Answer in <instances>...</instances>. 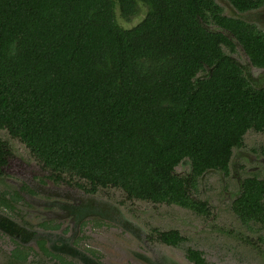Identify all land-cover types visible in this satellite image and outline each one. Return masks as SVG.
Wrapping results in <instances>:
<instances>
[{
  "label": "trees",
  "instance_id": "obj_1",
  "mask_svg": "<svg viewBox=\"0 0 264 264\" xmlns=\"http://www.w3.org/2000/svg\"><path fill=\"white\" fill-rule=\"evenodd\" d=\"M227 1L239 13L264 7ZM142 7L139 23H120ZM238 45L264 69V30L216 0H0V132L56 181L207 216L208 202L192 196L199 179L228 175L247 132H264V87L232 57ZM9 154L0 136V177ZM183 163L186 175L176 172ZM240 188L234 213L264 227V180ZM8 196L0 204L11 208L20 196ZM156 234L172 247L187 241L178 230ZM185 252L208 264L202 251Z\"/></svg>",
  "mask_w": 264,
  "mask_h": 264
},
{
  "label": "rangeland",
  "instance_id": "obj_2",
  "mask_svg": "<svg viewBox=\"0 0 264 264\" xmlns=\"http://www.w3.org/2000/svg\"><path fill=\"white\" fill-rule=\"evenodd\" d=\"M216 1L227 16L255 23L264 30V7L239 13L229 1ZM146 12L142 7L140 13L127 22L118 18L124 27L130 28L139 23ZM208 29L228 34L216 26H208ZM232 57L255 87H264V69L254 67L241 46H237ZM0 136L10 152L0 177V196L20 192L23 200L17 204V209L30 203L27 218L33 228L43 221L56 224L67 218L68 223L74 224L77 218V233L83 241L68 253L74 254L77 248L81 264L86 262L84 258L89 261L85 264H172L171 260L191 264L184 259L188 247L202 251L208 264H264V227L243 223L232 209L244 178L257 176L264 180V132H247L244 146L233 150L228 175L210 171L199 179L192 196L208 202L210 214L207 216L174 204L128 200L124 192L116 188H100L90 195L68 185H52L46 180L48 170L45 171L25 144L6 131H1ZM189 170L188 163L176 168L177 173L184 175ZM24 186L32 191H26ZM51 189H55L56 194H51ZM1 213L14 218V206L9 210L0 204ZM169 230H178L187 241L180 247H172L156 240V231ZM39 235L44 234L39 232ZM67 236L71 241L74 239L72 233ZM13 246L9 236L0 232V264L4 263L1 253L9 252Z\"/></svg>",
  "mask_w": 264,
  "mask_h": 264
},
{
  "label": "flooded vegetation",
  "instance_id": "obj_3",
  "mask_svg": "<svg viewBox=\"0 0 264 264\" xmlns=\"http://www.w3.org/2000/svg\"><path fill=\"white\" fill-rule=\"evenodd\" d=\"M46 174V180L50 184H62L77 188L67 184L65 180L56 181L49 171ZM24 187L26 191H32L27 186ZM43 190L48 193V190L44 188ZM18 193L20 196L19 200L13 202L14 218L7 217L2 213L0 214V232L9 236V241L14 244L9 252L1 253L3 255V264H81L80 259H77V248H74V254H70L73 251L72 248L80 246L82 240L79 239L80 235L77 233V218L73 221L74 224L68 223L69 218H67L61 220V222L57 221L56 224L50 223L52 221H43L37 224V228H33L32 222L27 218L30 211V203L26 202L28 206H21L17 209V204L23 200L22 194ZM50 193L56 194V190L51 189ZM39 232H42L44 235H39ZM71 233L74 236L72 241L67 236ZM156 240L158 241V238ZM91 255L94 256L93 254ZM137 256L140 257L141 255L137 254ZM184 257L189 263L194 264L187 259L186 252ZM84 259L86 262H89L86 258ZM96 261L97 263L100 262L99 259ZM170 262L177 264L176 260H171Z\"/></svg>",
  "mask_w": 264,
  "mask_h": 264
}]
</instances>
